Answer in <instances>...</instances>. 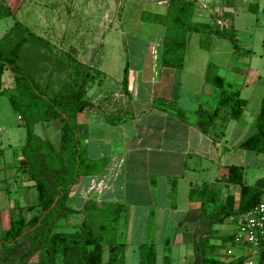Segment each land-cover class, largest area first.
Wrapping results in <instances>:
<instances>
[{
	"label": "crops",
	"instance_id": "obj_1",
	"mask_svg": "<svg viewBox=\"0 0 264 264\" xmlns=\"http://www.w3.org/2000/svg\"><path fill=\"white\" fill-rule=\"evenodd\" d=\"M51 1L0 0V37L1 34L5 35L11 31L16 23H21L31 35L37 34L38 38H41L44 35L49 36V32L54 31L59 40L61 33H65V30L59 29L56 25L61 17L59 9H57L58 17L54 18L55 23L51 20V12L47 13L46 8ZM117 1L119 6L115 9ZM205 1L196 0L199 7L195 15L196 21H208L210 13L221 15L226 12L230 13L231 17L217 18V23L225 27L232 24V19L237 13L236 3L233 7L221 6L222 12L215 13L209 6H205ZM236 1L237 4L240 3V0ZM109 2L110 7L105 16L108 22H114L120 15L122 0H109ZM125 2L127 4L130 2L129 9L135 10L140 20L143 12L165 13L166 0H125ZM141 4L143 7H140ZM253 4L254 9H258L259 5ZM17 17L18 21H16ZM3 25L5 28L1 27ZM153 25L159 26L155 31L157 36L154 41L161 42L164 27ZM53 26H56V29H52ZM153 52L156 55L155 50ZM89 55L83 56L78 62L85 67L89 66L92 70L90 66L92 59H89ZM159 59L161 58L154 57L153 62L158 64ZM208 64L209 62L206 63L203 71L199 67H192L191 73L188 74L182 73L186 66L184 61L181 70L161 67L158 73L153 75L154 85L157 88L156 95L145 96L143 98L145 105H140V101L137 102L134 99L135 93L132 90L128 72L124 83L123 76L115 84L108 79L105 80L107 84L104 85L106 89H103V92L91 93L93 86L90 85L88 88L87 97L92 106L77 115L79 140L85 144L86 155L90 160H103L104 163L100 172L87 177L86 182L82 178L80 183L71 190L68 205L74 210H82L88 200H94L124 206L125 211L120 215L119 220H125V228L122 233L119 221V240L127 245L125 264H140L139 247L146 244L145 240H151L147 243L154 244L155 248L154 241H163L168 248L172 246L176 249L174 257H178V253L184 251V244L188 246L189 241L192 240V229L185 232L182 226L186 222H189L190 226L193 225L199 207L197 203L187 200L191 188H198L205 183L207 187L219 192L220 203H225L227 196H233L234 201H238L239 186L215 183V180L222 178L231 166L242 168L243 180L246 184L252 185L259 180L264 184L263 155L244 151L239 147L240 143L255 131V118L264 96V81L260 82L262 75L255 73L247 76L241 89H238L240 98L246 100L240 119L219 121L217 129L205 135L197 127L199 121L197 110L202 107L198 103L200 102L199 90L208 84L205 82ZM124 69H122L123 75ZM6 71L8 70H3L1 75L0 92ZM105 71H100L103 76H107ZM177 71L181 73L178 74ZM149 81L151 82V79ZM10 86L13 87V78H10ZM257 87H261V90L252 102V95H244L243 91L252 89L251 92L254 93ZM187 91L192 93L197 104L196 108L188 109L183 105L170 106L180 100L181 93ZM1 96L2 94L0 99ZM205 109L211 110L206 107ZM190 113L192 117L188 115ZM9 115L0 107V132L10 126ZM17 119L21 121L19 116ZM45 124L52 125V131L58 132V120ZM38 136L48 139L42 134ZM3 145V139L0 138V171L3 169L9 171V180L14 187L11 191L9 187L1 188L0 186V237L9 228L11 221L17 220L20 215L27 219L29 214L25 212V208L36 201V193L35 197L32 194L33 182L29 180L27 172L21 169V166L16 167L18 170H15V166L12 167L17 159L19 161L23 159L21 149L15 156L12 152L8 153L10 145H6V148ZM110 146H118L119 151H111ZM103 147L108 151L97 153L94 157H90L87 153L90 148L95 150L103 149ZM211 154L215 155L210 158ZM15 189L18 191L16 192ZM262 189L264 185L260 188V194ZM3 191L6 198L1 196ZM12 192H16L15 196L18 197L13 196ZM81 218L82 214H79L66 220H69L67 223L71 224L75 220L79 222ZM237 218L234 220L230 216L222 225L214 226V229L221 232H234ZM137 225H139L138 228ZM135 241L139 243H133ZM235 249L244 255L252 253L244 247ZM136 255L138 256L136 261L129 259L130 256L136 257Z\"/></svg>",
	"mask_w": 264,
	"mask_h": 264
},
{
	"label": "trees",
	"instance_id": "obj_2",
	"mask_svg": "<svg viewBox=\"0 0 264 264\" xmlns=\"http://www.w3.org/2000/svg\"><path fill=\"white\" fill-rule=\"evenodd\" d=\"M221 5L234 6L233 0H222ZM198 8L196 0H166L164 14L142 13L141 21L164 27L161 40L163 67L182 69L187 37L193 33L199 36L200 47L205 51L209 50L214 39H228L237 50L232 25L225 27L217 23V18L227 19L231 14L210 13L208 21H196ZM21 46L22 42L15 44L10 54L15 56ZM5 69L13 76L9 103L26 130L21 155L27 164L21 169L33 182L36 201L25 208L29 217L26 219L20 215L17 220L11 221L0 237V264H29L33 259L36 264H103L104 251L108 254L105 264H125L127 245L119 240V217L125 211L124 206L94 200H88L82 210H74L68 205L71 190L82 178L100 172L104 163L103 160L87 157L78 135L77 115L92 106L86 96L87 86L92 82L89 68L83 66L76 72L73 83H66L63 90L51 98L18 72L13 59H4L0 51V80ZM127 72L125 67L123 83ZM216 72L217 67L209 63L205 82L217 91L216 107L211 110L199 107L197 110V127L205 135L214 128L216 121L239 120L246 106L239 90L233 89V84ZM54 120L59 122L57 145L34 133V125ZM239 147L264 157V96L255 118V131ZM220 182L225 186H239V200L234 201L233 196H227L225 203H220L219 192L205 183L191 188L187 195L189 202L199 205L196 221L192 225L193 264H244L249 259L248 255L235 249L233 232H221L214 226L222 225L230 216L236 220L239 215L254 208L259 201L263 181L248 185L243 180L242 168L231 166L222 178L215 180V183ZM79 214L82 218L76 222L73 232L59 229L69 221L66 219ZM139 248L140 264H157L154 244L146 243ZM228 248L234 249L232 255L225 253ZM170 261V257L163 255V264ZM259 264H264L263 253H259Z\"/></svg>",
	"mask_w": 264,
	"mask_h": 264
},
{
	"label": "rangeland",
	"instance_id": "obj_3",
	"mask_svg": "<svg viewBox=\"0 0 264 264\" xmlns=\"http://www.w3.org/2000/svg\"><path fill=\"white\" fill-rule=\"evenodd\" d=\"M221 1L206 0L205 6H209L210 10L215 13L222 12ZM252 2L259 5L258 9H254ZM235 3L237 13L234 15L231 25L235 32L237 50H234L232 42L228 39H214L209 50L205 51L200 47L199 36L194 33L190 34L184 53L183 61L186 66L183 74L191 73L192 67H199L203 71L204 66L209 62L217 67L216 74L218 76L224 77L228 83L233 84V89H241L245 78L255 73L262 75L260 82L264 81V0H240L238 4L236 0H233V4ZM118 4V1L115 2V9L119 6ZM129 4L122 0L119 17L114 22H108L105 14L110 7L109 0H52L46 9L47 13L51 12L53 23H55L54 18L58 17V12L61 14L58 24H56L59 29L65 30V33H61V38L58 40L56 38L57 33L54 31L49 32V36L44 35V37L38 38L37 34L31 35L24 24L17 23L7 34H1V55L4 59L12 58L17 71L25 75L50 98L61 92L66 83H73L72 80L77 77L76 72L83 67L78 62L83 56L90 54L89 59H92L90 65L92 70L89 69L92 82L87 86L88 88L90 85L93 86L91 93L103 92V89H106L104 85L107 84L105 81L107 79L115 84L123 76L122 69L128 67V77L135 93L134 99L137 102L140 101V105H145L143 100L145 96L154 97L156 95L157 88L154 85L153 75L157 74L161 67L164 68L161 65V59H159L160 63L158 64L153 62L154 57L161 58L162 55L161 42L154 41L157 36L155 31L159 26L141 21L137 17L138 13L129 9ZM142 4L140 7H143ZM249 5L253 11L247 9ZM201 7L204 8L202 5ZM57 9H59L58 12ZM16 21H18V17ZM1 27L5 28L4 25ZM52 29H56V26H53ZM20 42H22V46L17 54L15 56L10 54L15 44ZM95 66L98 67V72L106 70L107 76H103L101 72L98 74ZM177 72L178 74L181 73V71ZM10 78L13 76L8 70L2 80L3 94L0 99V107L3 112L6 111L10 114V121H8L10 126L0 132V138L3 139V147L6 148V145H10L8 153L12 152L16 156L25 142L26 130L23 127V122L17 119L18 113L13 110L8 100V96L13 92V87L10 86ZM260 90L261 87H257L253 93L251 92L252 89H247L243 91V94L252 95L251 101L254 102ZM87 94L88 90L86 96ZM216 94L217 91L214 87L206 84L199 90L200 102L198 103L204 108L213 109L217 104ZM180 95V100L170 106L183 105L188 109L197 107L190 91ZM188 115L192 117V113ZM218 123L219 121H216L211 131L217 129ZM51 127L52 125L45 123L36 124L34 125V133L46 136L52 144L57 145L59 133L52 131ZM81 145L86 149L85 144L81 143ZM110 147L113 152L119 151L118 146ZM102 151H108V149L103 147V149L92 150L90 148L87 153L90 157H94ZM214 155L211 154L210 158ZM13 166H15V170H18L16 167L19 166V159L13 163ZM9 174V171L4 169L0 171V186L1 188L9 187L12 191L14 184L9 180ZM86 180L87 177H84L85 182ZM15 191L17 192L18 189ZM12 193L15 196V193ZM32 194L35 197V190L32 191ZM1 196L6 198L4 191ZM76 222L75 220L71 224L65 223L59 229L73 232L77 225ZM190 225L189 222H186L182 226L185 232L191 231L192 226ZM138 227L139 225H137ZM123 228H125V220L120 221L122 233ZM150 241L145 240L144 243ZM154 242L158 252V264L162 262L163 255L171 258V264H193L190 241L188 246L186 243L184 244V251L179 252L178 257H174L176 249L172 246L165 249L163 241ZM137 255L136 257L130 256L129 259L136 261ZM107 256V251H104L103 264H105ZM29 264H36L35 259Z\"/></svg>",
	"mask_w": 264,
	"mask_h": 264
},
{
	"label": "built area",
	"instance_id": "obj_4",
	"mask_svg": "<svg viewBox=\"0 0 264 264\" xmlns=\"http://www.w3.org/2000/svg\"><path fill=\"white\" fill-rule=\"evenodd\" d=\"M233 233L234 245L252 252L244 264H259V253L264 254V189L254 208L238 216ZM225 253L232 255L234 249L228 248Z\"/></svg>",
	"mask_w": 264,
	"mask_h": 264
},
{
	"label": "water",
	"instance_id": "obj_5",
	"mask_svg": "<svg viewBox=\"0 0 264 264\" xmlns=\"http://www.w3.org/2000/svg\"><path fill=\"white\" fill-rule=\"evenodd\" d=\"M26 164L27 163L23 159L19 161V166H21V167L26 166Z\"/></svg>",
	"mask_w": 264,
	"mask_h": 264
}]
</instances>
